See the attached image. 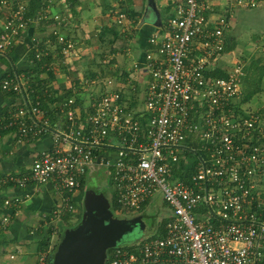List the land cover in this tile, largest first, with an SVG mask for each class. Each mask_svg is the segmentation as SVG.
<instances>
[{"label":"built area","instance_id":"2783aa9c","mask_svg":"<svg viewBox=\"0 0 264 264\" xmlns=\"http://www.w3.org/2000/svg\"><path fill=\"white\" fill-rule=\"evenodd\" d=\"M0 3L9 7L12 1ZM15 3L0 28V56L31 20L23 16L25 2ZM170 3L171 12L147 36L143 60L134 63L147 75L142 106H130L122 86L108 87L110 79L95 91L90 90L94 80L78 74L73 94L61 98L50 82H39L38 89L32 75L1 79V88L18 93L21 101L0 119V129L14 128L18 140L49 133L51 141L27 173H0V187L52 182L63 193L53 211L59 216L73 209L71 192L100 168L118 213L141 211L158 192L170 208L162 234L152 233L128 247L114 245L106 264H258L264 260V213L255 185L264 175V128L258 115L236 109L244 68L224 60L232 4L214 13L201 0ZM235 4L254 6L256 0ZM61 14L44 11L32 19L61 22ZM61 33L52 30L59 44L55 48L65 56L73 40ZM48 38L32 41L36 58L47 54ZM57 61L54 65L61 56ZM50 68L37 77H46ZM43 102L52 105L50 112ZM185 151L196 156L193 170L187 164L182 169L188 180L175 173L188 157ZM18 201L17 196L5 199ZM7 222L4 215L2 227ZM45 256L39 257L40 264Z\"/></svg>","mask_w":264,"mask_h":264},{"label":"crops","instance_id":"0c3cea01","mask_svg":"<svg viewBox=\"0 0 264 264\" xmlns=\"http://www.w3.org/2000/svg\"><path fill=\"white\" fill-rule=\"evenodd\" d=\"M10 1H12V3H10L11 5L9 7L8 5H3L0 3V28L6 14L11 10V7L16 4V0ZM23 1L25 2V5L29 3V0ZM59 1L60 0H40L35 16L42 14L44 11L47 13H55L60 11L63 15L66 14L68 23H70L69 29L70 31H73L75 41H79L78 39H81L82 36L89 35L93 37L96 36L95 38L101 42L103 38L101 39L98 35L99 29L103 24L109 23L107 22L108 13L106 12L115 8V4H122L123 7L125 6L124 8L129 7L133 8L134 10H142L143 13H141V18L143 19L145 16L151 13L152 8V5L147 3L146 0H72L73 3L68 1V8L71 7L70 9L72 10V13H70L69 11L66 12L59 10ZM160 1L161 0L158 2ZM170 1L171 0H164L163 5H166ZM205 1L208 3L207 5L212 4L216 6H223V8L224 5L230 6L231 3L230 0ZM51 22L52 21L49 20V18H33L31 22H29V24H27V26L21 30L15 40L14 45L5 55L0 56V81L4 76L7 75L24 74V70L30 62L28 51L32 47V41L34 39L49 37L48 34L50 32L52 33V30L55 28L54 26H51ZM141 24L143 25L144 21L135 25L137 26V30L134 31V29H130L129 32L132 30V33L124 32L119 38H124V41L127 43L130 42L129 45L132 49V52L136 53L135 56H138V54L141 53H138V50H140V47H143V44L146 40V36L141 35L142 30L139 28ZM150 32L148 31L147 34ZM53 45H55V43ZM114 48L113 50H116V47ZM55 49V47H48V50L54 52ZM133 49L136 50L134 51ZM140 59L143 60L142 53L139 56V60ZM113 60H115V58H113L112 61ZM224 60H228V57L225 54ZM72 69L75 68H71L68 65L67 69L53 71L55 78L50 80V82L51 88L55 91L57 90L58 92L57 98H61L60 92L62 89L72 86V81L69 80L68 75L72 73L70 71ZM75 72L76 75H78L81 73V70L75 69ZM143 77L144 79L147 78V75H144V72ZM142 84V89L144 91L145 83L143 82ZM137 88H139V86H137ZM129 89L131 90V88ZM130 93L131 92L124 93V95L129 100ZM20 101L21 98L18 93L8 92L3 90L0 86V119H6L8 111L19 104ZM130 103H132V99L130 100ZM45 107L49 110V112L52 109V105L50 104H45ZM192 139L198 143L197 139L193 137ZM50 141L51 137L49 133H44L36 138H25L18 140L14 128L0 129V173H8L17 176L27 173L37 153L40 150L47 148L50 145ZM184 154L187 155L188 152L185 151ZM190 161L191 160L187 157L185 160L179 162V167L175 171L178 177H180L179 174H184L182 169L186 168V164V169L188 171L194 169V166L192 168L190 167ZM193 161L196 162V160ZM99 170L100 168H97L89 172V174L85 177V183L83 187H79L71 192L70 202L73 205V209L65 210L62 214L60 213L59 216H55L53 211L61 202L63 193L58 191L52 182H27L23 184L16 182L15 184H6L1 186L0 264H40L39 257L42 254L46 255V264V259L49 253L55 247V244L59 240L61 233L65 228L69 227L70 224L74 223V216L80 213L79 209L75 206L77 205L79 207V200L83 199L84 190L86 187H88L87 182L89 177L93 176L92 174L94 171L98 172ZM186 180H188L187 177ZM108 187L110 188V186ZM255 189L258 191L260 198L263 199V207L261 208V211L264 213V175L256 179ZM14 196L19 198L18 202H5V199H11ZM148 200L143 203L141 210L144 209ZM162 200L167 204L163 198ZM75 209L77 211H75ZM4 215L8 216V222L5 227H2L1 219ZM167 215L164 219H166ZM162 220H160L159 223H161ZM46 237L49 238L47 246L45 245V242H43L44 238ZM258 264H264V260Z\"/></svg>","mask_w":264,"mask_h":264},{"label":"rangeland","instance_id":"374dc122","mask_svg":"<svg viewBox=\"0 0 264 264\" xmlns=\"http://www.w3.org/2000/svg\"><path fill=\"white\" fill-rule=\"evenodd\" d=\"M158 1L159 0H146L147 3L152 5V8L151 13L145 16L144 19L138 14L132 15V17L129 15L131 11L137 13L138 11L142 12V10H134L128 7L129 10L126 11V8H124L125 6L123 7L122 4H115V8L106 12L108 13L107 22L112 24L114 28L129 32L130 29L135 30L136 28L137 30V26L135 25L144 21V24H141L139 28L142 30L141 35L147 37V32L155 29L166 17L167 12H164L162 9L163 6H165L163 5L164 0ZM202 2L208 4L205 0ZM230 2L234 9H232V20L230 21L226 35L227 38L229 37L228 40L230 43L233 44V48L231 50H225V55L228 57L227 64L232 65V60L243 64L244 79H247L246 82L242 79V90L238 99V110L239 113L248 112L249 114L258 115L260 119L259 124L264 128V76L261 77L260 80H257L259 71L264 70V0H256V5L254 6L235 5L236 0H230ZM59 3V10L72 13V10L68 8L67 0H60ZM209 6L212 7L210 11L214 13L222 12L227 9L226 5H224V8L223 6L212 4H209ZM59 13L61 12L59 11ZM64 16H66V14H61V22H56L55 19H52L51 26L61 28V32H64V29L67 30L69 32L68 37L71 39L74 37V34L73 31L69 29L70 23H68L67 17L64 18ZM44 18L47 19L48 17ZM119 18L120 21L118 20ZM157 22L158 24H156ZM129 33H132V30ZM95 37L96 36L85 35L82 36L81 39H78L79 41L74 40V42L69 39L72 41V50H67V53H64L65 56H61V62L56 65V68L58 67L57 70L67 69L68 65L76 70H81L80 74L88 79L94 80L90 85V90L95 91H98L99 87L103 85V81L110 79L111 82L108 87H117V85L122 86V93L131 92L130 99H132V103L130 106H141L143 72L141 71V67L134 66V63L136 61H142V59L139 60V56L141 53L143 54L146 47H140L138 53H141L135 56L136 53L132 52L129 45L130 42H125L124 38L111 41V35L108 34L105 35L104 39L100 42ZM45 38L47 37L43 39ZM48 39L49 47L54 48L59 46L55 38L53 39L55 45H53L54 43L50 36ZM114 47H116V50H111ZM133 50L135 51L136 49ZM113 58H115V60L111 61ZM58 62L59 61H57L56 64ZM75 69L70 70L72 73L68 74L70 81H73V78L76 76ZM136 86H139V88H136ZM131 87L133 90L129 89ZM251 88L254 90L256 89L255 93L248 99H244V93ZM188 158L191 160L190 167L192 168L195 163L193 160H196V156L195 154L188 153ZM98 172L94 171L92 174L93 176L89 177L87 182L88 187L105 191L107 198L112 202L110 196L111 188L108 187L110 184L108 180H106L102 170ZM161 197L162 195L160 192L156 193L148 200L143 210L134 213H118V207H114L112 211L115 215H134V217H136L133 226L118 239L117 244H134L140 241L142 237L152 234L156 228L159 227V221L164 219L170 211L168 205ZM79 201V207L77 205L75 207L78 209L82 208L81 211H83L82 200ZM75 211L77 210L75 209ZM74 218V222H76L78 215L74 216Z\"/></svg>","mask_w":264,"mask_h":264},{"label":"water","instance_id":"95a60500","mask_svg":"<svg viewBox=\"0 0 264 264\" xmlns=\"http://www.w3.org/2000/svg\"><path fill=\"white\" fill-rule=\"evenodd\" d=\"M82 205L79 222L63 230L46 264H106L107 249L116 245L135 222L134 215L113 214L101 190L87 187Z\"/></svg>","mask_w":264,"mask_h":264},{"label":"trees","instance_id":"16d2710c","mask_svg":"<svg viewBox=\"0 0 264 264\" xmlns=\"http://www.w3.org/2000/svg\"><path fill=\"white\" fill-rule=\"evenodd\" d=\"M67 1H70V2L73 3L72 0H67ZM39 3H40V0H29V3L27 5H25V7H24L23 16L25 18H31V20H32V17H34L35 14H36V11H37V8H38ZM162 9H163L164 12H168V13H166V15L169 14L171 12L170 11V9H171V3L168 2L165 6H163ZM125 10L128 11L129 9L126 8ZM141 13H142L141 11H138L137 13L135 11H131V12H129V15L132 17V15H134V14L141 15ZM31 20L29 22H31ZM49 20L52 21V18L49 19ZM135 30H136V28H135ZM63 31L66 34V36L68 37L69 32L67 30H65V29ZM124 32H126V31L125 30H122V29L114 28V26L112 24L106 23V24H103L100 27L99 32H98V35H99V37L101 39L102 38L104 39V36L105 35L110 34L111 35V38L110 39L112 41V40L119 39L123 35ZM148 34H147V36H148ZM48 35L50 36V38L53 39V36L54 35L51 32ZM71 39L73 41L75 40L74 37H72ZM145 39L146 40H145V43L143 44V47L144 48L145 47L147 48V47H149L148 44H147V42H146L147 41V37ZM228 39H229V37H228ZM42 47H43L42 42H40L39 43V48H42ZM232 48H233V44H231L230 41L228 40V42L226 43L224 49L225 50H231ZM111 50H113V48ZM57 51H58L57 49H55V52L54 51H51V50H48L47 54H42L40 56V58H36L35 57V47L34 46H32L30 48V50L28 51V57L30 59V62L28 64V66L25 68L24 73L26 75H32V77L38 81V85H39V87L37 86L38 89H41V85H40L41 83L42 84H44V83H47L48 84V82H50V80H52V79L55 78V75H54V72H53V70H54L53 68L56 65H54V62H56L58 60V57L62 56V52H59V51L57 52ZM111 61H112V59H111ZM52 62H53V64H52ZM252 62H253V60H252ZM49 65H51L52 68H50V69L47 70V72H46L47 73V76L44 77V78H38L37 77V73L40 72V71H43V69H45L46 66H49ZM216 74H222V72L221 71H216ZM263 76H264V70L259 71V73H258V79L257 80H260L261 77H263ZM246 80L247 79H244V77H243V81L246 82ZM39 82H41V83L39 84ZM51 91H53V93L55 92L56 94H58L57 90L55 91V90L52 89ZM255 91H256V89L255 90L253 88L249 89L247 92L244 93L243 98L244 99H248L251 95H253L255 93ZM60 93H61V95H60L61 97L67 96V95H72L73 94V90H72L71 87H67L65 89H62ZM77 101H79V99ZM236 103H237L236 104V109H239L238 108L239 101H237ZM45 104H46L45 102L42 103L43 106H45ZM179 175H180L181 178H183V179L186 180V174H179ZM83 182L85 183V181H83ZM84 183L81 184L82 185L81 187H83ZM103 192L105 193V191H103ZM110 193H111V191H110ZM110 196H111V200H112V202L109 200V202H110V208L112 207L111 210H113L114 207L117 208V204L115 202L114 195L111 193ZM79 209H80V213L77 214L78 215V219L76 220V222L70 224V226H73V225H75V224H77L79 222L80 217H81V214H82L81 213L82 212L81 211L82 208H79ZM164 220H166V219H163L161 221V223L159 224V227L157 228V230L152 235H160V234L163 233V227L162 226H163ZM48 240H49L48 237L44 238V241L43 242H45V245L46 246L48 245ZM124 246L128 247L130 245H124ZM111 249H112V247H110V248L107 249V260H108L109 253H110V250Z\"/></svg>","mask_w":264,"mask_h":264}]
</instances>
